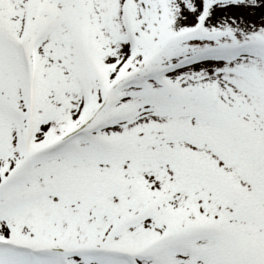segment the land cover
<instances>
[{"label":"snow or ice","instance_id":"obj_1","mask_svg":"<svg viewBox=\"0 0 264 264\" xmlns=\"http://www.w3.org/2000/svg\"><path fill=\"white\" fill-rule=\"evenodd\" d=\"M0 264H264V0H0Z\"/></svg>","mask_w":264,"mask_h":264}]
</instances>
